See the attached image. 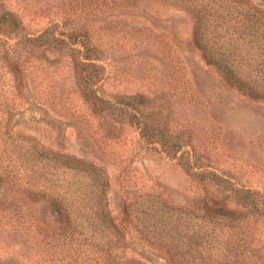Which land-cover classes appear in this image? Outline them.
Masks as SVG:
<instances>
[{"label": "trees", "instance_id": "16d2710c", "mask_svg": "<svg viewBox=\"0 0 264 264\" xmlns=\"http://www.w3.org/2000/svg\"><path fill=\"white\" fill-rule=\"evenodd\" d=\"M247 19L236 11L235 22L243 25H201L198 16L192 34L205 60L220 67L230 85L264 99V25L246 24ZM18 21L12 10H0V195L5 187L10 193L0 205V226L22 235V253L32 264H151L121 255L134 233L169 264H264V185L251 187L235 173L218 172L213 162L196 163L199 135L191 126L196 120L187 114L189 94L175 91L169 77L161 83L152 75L136 76L102 54L116 48L120 38L140 42L139 31L32 29ZM137 77L145 80L143 89L121 87ZM23 101L47 116L79 112L86 131L95 123L87 132L98 134L103 148L117 136L101 126L113 111L115 122L129 120L139 137L169 156L177 157L188 145L180 152H187L190 165L197 164L191 174L198 191L183 204L158 194L124 197L118 214L108 216L98 166L14 130L17 104ZM171 129L177 131L174 136ZM195 135V142L189 140ZM14 143L20 147H9Z\"/></svg>", "mask_w": 264, "mask_h": 264}, {"label": "rangeland", "instance_id": "374dc122", "mask_svg": "<svg viewBox=\"0 0 264 264\" xmlns=\"http://www.w3.org/2000/svg\"><path fill=\"white\" fill-rule=\"evenodd\" d=\"M2 9L12 10L20 25L32 29L64 25L105 30L108 34L139 31L140 42L120 38L116 48H106L102 54L113 57L121 68L136 76L152 75L161 83L169 77L175 91L188 93L187 114L196 120L191 126L199 135L197 142L196 135L189 139L197 144L196 163L213 162L218 172L235 173L243 183L262 189L264 99L244 95L230 85L220 67L205 60L192 28L198 16L201 25H243L235 22L236 11L248 17L246 24L254 20L264 25V0H240L238 4L234 0H0ZM14 49L22 53L19 46ZM145 83L137 77L121 87L143 89ZM17 109L15 131L30 133L40 145L80 155L98 166L96 171L104 177L102 201L108 216L118 214L119 201L124 197L136 200L144 193L158 194L168 203L183 204L198 191V182L191 174L197 164L190 165L187 152H180L188 145L180 147L177 157L169 156L157 143L139 137L129 120L119 118L122 125L115 122V111L106 115L101 126L117 136L107 140L103 148L98 146V134L88 135L95 123L87 132L79 112L65 118L51 112L52 116H47L26 108L24 101L17 104ZM176 133L171 129L170 134ZM181 135L185 138L186 132ZM17 144L8 145L14 148ZM1 192L0 205L10 197L6 187ZM130 237L121 255L138 256L151 264H169L161 253L137 240L135 233ZM24 249L19 232L9 230L5 224L0 226V264H32L33 260L23 255Z\"/></svg>", "mask_w": 264, "mask_h": 264}]
</instances>
